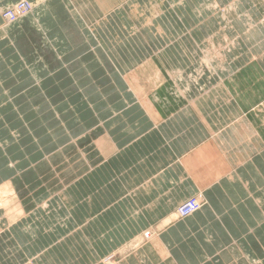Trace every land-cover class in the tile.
Wrapping results in <instances>:
<instances>
[{
    "label": "crops",
    "instance_id": "obj_1",
    "mask_svg": "<svg viewBox=\"0 0 264 264\" xmlns=\"http://www.w3.org/2000/svg\"><path fill=\"white\" fill-rule=\"evenodd\" d=\"M30 1L0 13V264H264V0Z\"/></svg>",
    "mask_w": 264,
    "mask_h": 264
},
{
    "label": "built area",
    "instance_id": "obj_2",
    "mask_svg": "<svg viewBox=\"0 0 264 264\" xmlns=\"http://www.w3.org/2000/svg\"><path fill=\"white\" fill-rule=\"evenodd\" d=\"M30 5L31 4H29L26 0H23L18 4L16 3L13 8H10L9 10L5 11L4 13L5 19L8 20L9 22L14 21L19 14L22 15L27 13L31 9ZM196 206H198L196 199H192V200L189 199L181 203L177 207V212L179 216H187L195 210Z\"/></svg>",
    "mask_w": 264,
    "mask_h": 264
},
{
    "label": "rangeland",
    "instance_id": "obj_3",
    "mask_svg": "<svg viewBox=\"0 0 264 264\" xmlns=\"http://www.w3.org/2000/svg\"><path fill=\"white\" fill-rule=\"evenodd\" d=\"M23 0H17L16 2H13L12 4H8L7 6H5L2 10H1V17H2V20H3V24L4 25H9V24H12L13 22H15V21H17L19 18H20V16H25V15H28L30 12H31V10H32V2L30 1V0H26L29 4H31L30 6H31V9H30V11H28L27 13H25V14H22V15H18L17 17H16V19L14 20V21H11V22H9L8 20H6L5 19V17H4V13H5V11L6 10H9L10 8H13L14 6H15V4L17 3H20V2H22ZM13 10V9H12ZM189 199H196V201H197V203H198V206H196V208H195V210L193 211V213L194 212H196L198 209H200V207L204 204V202H202L198 197H195V196H192V197H190V198H188V199H186L185 201H187V200H189ZM184 201V202H185ZM176 213H177V216L178 217H180V218H182V217H184V216H179V214H178V212H177V208H176ZM192 213V214H193ZM188 216V215H187ZM186 217V216H185ZM152 236V234H150V233H148V234H142V236L141 237H143V240H148L150 237ZM137 243V242H136ZM114 258H115V256H114V253H112V254H109V255H107V256H105V257H103L102 258V261H103V263L104 264H114ZM109 260V261H108ZM108 261V262H107ZM110 262V263H109Z\"/></svg>",
    "mask_w": 264,
    "mask_h": 264
},
{
    "label": "bare ground",
    "instance_id": "obj_4",
    "mask_svg": "<svg viewBox=\"0 0 264 264\" xmlns=\"http://www.w3.org/2000/svg\"><path fill=\"white\" fill-rule=\"evenodd\" d=\"M69 1H70V0H69ZM218 1H219V0H218ZM215 2H216V1H215ZM74 4H75V3H74ZM215 4H216V3H215ZM216 5H217V4H216ZM216 5H215V6H216ZM71 6H72V5H71ZM207 6H208V5H207ZM213 6H214V5H213ZM215 6H214V7H215ZM205 7H206V6H205ZM153 8H154V7H153ZM155 8H156V7H155ZM155 8H154V9H155ZM207 8H208V7H207ZM140 9H141V8H140ZM200 10H201V9H200ZM213 10H214V9H213ZM29 11H30V10H29ZM150 11H151V10H150ZM205 11H206V10H205ZM156 12H158V11H156ZM206 12H207V11H206ZM209 12H210V11H209ZM117 13H118V12H117ZM137 13H139V12H137ZM159 14H160V13H159ZM199 14H200V13H199ZM136 15H137V14H136ZM156 15H157V13H156ZM119 16H120V15H119ZM20 17H22V16H20ZM170 17H171V16H170ZM224 17H225V16H224ZM119 18H120V17H119ZM157 18H158V17H157ZM148 19H149V18H148ZM200 19H201V18H200ZM159 20H160V19H159ZM161 20H162V19H161ZM161 20H160V21H161ZM140 21H141V20H140ZM250 21H251V20H250ZM222 23H223V22H222ZM162 24H163V23H162ZM218 24H219V23H218ZM85 25H86V24H85ZM163 25H164V24H163ZM170 26H171V25H170ZM88 27H89V26H88ZM166 29H167V28H166ZM157 31H158V29H157ZM205 32H206V31H205ZM230 34H231V33H230ZM176 44H177V43H176ZM227 44H228V43H227ZM181 45H182V44H181ZM178 46H179V45H178ZM213 60H214V59H213ZM203 62H204V61H203ZM216 64H217V63H216ZM215 67H216V66H215ZM215 67H214V68H215ZM129 71H130V70H129ZM219 83H220V82H219ZM208 90H211V89H208ZM204 92H205V91H204ZM211 93H212V92H211ZM186 119H187V118H186ZM186 148H187V147H186ZM19 206H20V205H19ZM192 213H193V212H192ZM192 213L189 214V215H192ZM171 215H172V214H171ZM189 215H188V217H189ZM184 217H185V216H184ZM186 217H187V216H186ZM188 217H187V218H188ZM189 218H190V217H189ZM191 219H192V218H191ZM194 223H197V222L194 221ZM163 226H164V225H163ZM244 229H245V228H244ZM249 231H250V230H249ZM246 232H247V231H246ZM142 238H143V237H142ZM205 238H206V237H205ZM135 241H136V240H135ZM142 241H143V240H142ZM133 242H134V241H133ZM207 243H209V242H207ZM90 257H91V255H90ZM87 258H88V257H87ZM108 261H109V260H108ZM108 261H107V262H108ZM109 263H110V262H109Z\"/></svg>",
    "mask_w": 264,
    "mask_h": 264
}]
</instances>
